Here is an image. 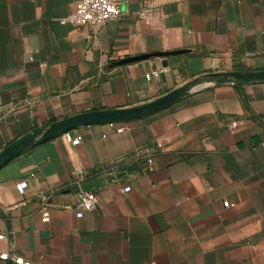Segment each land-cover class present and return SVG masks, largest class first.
Wrapping results in <instances>:
<instances>
[{
	"label": "crops",
	"instance_id": "1",
	"mask_svg": "<svg viewBox=\"0 0 264 264\" xmlns=\"http://www.w3.org/2000/svg\"><path fill=\"white\" fill-rule=\"evenodd\" d=\"M76 3L0 0V150L45 122L153 100L204 69L264 70V0H124L97 33L61 21ZM159 51L172 53L118 63ZM160 66L170 70L146 77ZM78 180L99 195L81 217ZM0 234V264H264V81H213L149 115L29 146L0 168Z\"/></svg>",
	"mask_w": 264,
	"mask_h": 264
},
{
	"label": "water",
	"instance_id": "2",
	"mask_svg": "<svg viewBox=\"0 0 264 264\" xmlns=\"http://www.w3.org/2000/svg\"><path fill=\"white\" fill-rule=\"evenodd\" d=\"M178 52H181V50L174 51L173 53ZM168 53L172 52L159 51L129 56L119 60L118 63L123 64L142 60L153 55H163ZM205 77H213V81L217 82H233L238 87L240 83L244 82L264 81V70H218L206 73ZM207 84L209 83H206L201 77H195L169 90L163 95L142 104L125 108H105L84 111L55 121L45 122L16 138L0 150V168L14 156L35 143L46 141L80 125L129 120L149 115L171 105L183 96ZM85 189L93 188L89 184Z\"/></svg>",
	"mask_w": 264,
	"mask_h": 264
},
{
	"label": "built area",
	"instance_id": "3",
	"mask_svg": "<svg viewBox=\"0 0 264 264\" xmlns=\"http://www.w3.org/2000/svg\"><path fill=\"white\" fill-rule=\"evenodd\" d=\"M124 0H77L75 9L61 18V21L64 23H70L74 26H90L93 33H97L104 24H106L111 19L119 18L123 14L122 4ZM149 9L147 7L140 10V15H145ZM32 59L33 57L30 56ZM42 67L46 66L45 62H41ZM169 66H160L156 67L148 72H146V77L151 78L153 76H158L162 72L169 71ZM114 124V123H112ZM123 127L118 128V130H123ZM67 138L72 144H79L83 136L81 134H76L74 136L66 133ZM154 167V158L152 156L146 157V163L144 164V170H150ZM33 176L35 174H32ZM30 182L27 178H22L18 181L17 187L20 193L25 194ZM132 189L131 184H126L122 187V191L127 192ZM75 190L78 196V205L79 209L77 211V216L81 217L86 212L93 211L96 209L99 202V195L96 189H85L82 185V180H78L75 186ZM54 190H50L51 194ZM48 195L45 194V198ZM224 204L226 206L232 205L229 200H225ZM42 219L44 221H49L51 212L48 204L43 203L41 207ZM4 234H0V237H3ZM3 258L14 257L17 262H21L20 257L12 256L11 254L5 253L2 254Z\"/></svg>",
	"mask_w": 264,
	"mask_h": 264
},
{
	"label": "rangeland",
	"instance_id": "4",
	"mask_svg": "<svg viewBox=\"0 0 264 264\" xmlns=\"http://www.w3.org/2000/svg\"><path fill=\"white\" fill-rule=\"evenodd\" d=\"M212 71H214V70H212V69H204L196 77H201L203 80H205L206 83H210V82H212L214 80V78L213 77H205V74L209 73V72H212Z\"/></svg>",
	"mask_w": 264,
	"mask_h": 264
}]
</instances>
